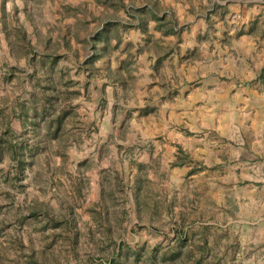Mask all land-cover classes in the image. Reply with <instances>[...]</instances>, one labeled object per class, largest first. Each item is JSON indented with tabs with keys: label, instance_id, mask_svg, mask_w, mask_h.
Returning <instances> with one entry per match:
<instances>
[{
	"label": "rangeland",
	"instance_id": "1",
	"mask_svg": "<svg viewBox=\"0 0 264 264\" xmlns=\"http://www.w3.org/2000/svg\"><path fill=\"white\" fill-rule=\"evenodd\" d=\"M106 3L7 0L2 9L0 0V108L36 91L42 66L50 69L42 55L56 57L54 84L71 81L77 92L61 136L42 140L21 181L8 156L0 162V264H102L116 243L141 252L140 264H172L163 256L175 250L173 264L200 255V264H264L252 259L253 233L241 222L257 204L245 198L251 182L232 183L193 159L199 113L194 122L171 108L162 117L161 102L140 99L138 74L126 73L134 54L124 51L135 52L130 36L148 25L123 23L121 6ZM11 126L21 130L17 120ZM178 146L187 160L175 166ZM191 166L203 169L187 175Z\"/></svg>",
	"mask_w": 264,
	"mask_h": 264
},
{
	"label": "crops",
	"instance_id": "2",
	"mask_svg": "<svg viewBox=\"0 0 264 264\" xmlns=\"http://www.w3.org/2000/svg\"><path fill=\"white\" fill-rule=\"evenodd\" d=\"M106 5L121 6L123 23L148 25V31L130 36L135 52L124 51L134 54L126 73L138 74L140 99L161 102L162 117L171 108L170 115L178 112L194 122L199 113L198 132L189 140L197 141L191 145L193 159L221 168L232 183L251 182L245 198L257 204L241 222L253 233L252 259L264 263V79H257L264 70V26L253 29L264 24V0H107ZM160 22L168 25L156 26ZM173 22L183 29L168 32Z\"/></svg>",
	"mask_w": 264,
	"mask_h": 264
},
{
	"label": "trees",
	"instance_id": "3",
	"mask_svg": "<svg viewBox=\"0 0 264 264\" xmlns=\"http://www.w3.org/2000/svg\"><path fill=\"white\" fill-rule=\"evenodd\" d=\"M6 1L2 0V9H5ZM156 20H164V15L157 16ZM162 23L165 24V22ZM140 24L138 20V25ZM176 29L180 30L177 28L176 23L173 22V27L168 32H175ZM95 37L93 41H96L97 38ZM96 55L95 53L93 54V56ZM42 56L43 63L46 64L48 62L50 69L46 70L47 67L45 65L42 66L45 75L42 76V80H37L39 84L37 85L38 88L36 91L30 93L27 99L18 101L10 106L7 111L0 108V162L5 156L9 157V164L16 170L12 176L15 175L17 181H21L24 177L25 170L31 165L36 154L42 151L44 147L41 144L42 140L44 138L57 140L61 136L63 122L72 110V106L69 107L66 102L71 100L70 97L77 95V92L70 88L71 81L68 82L69 84L63 83L65 87L62 90L54 84L52 75L49 72L51 71L52 65L56 63V57L52 55ZM88 63H90L89 60L86 61V64ZM257 79H264L263 69ZM147 111L148 109H144L141 112L145 113ZM13 120H17L20 123L21 130L19 132L12 128L11 122ZM41 124L46 128V136L40 135L39 130L42 126ZM186 160L187 156L178 146L176 161L173 164L180 166ZM202 169L203 166H191L186 174L193 175ZM3 179L5 181L9 180L8 176H4ZM183 239V236H181L180 240L184 241ZM203 249L205 250L204 246ZM181 253V250H175L168 256L169 258H165L164 255L163 259L174 262ZM140 256L141 252L138 250L132 251L128 247H123L120 243H116L110 257L107 258V262L104 261L102 264H140ZM202 258L203 256L200 255L194 264H200ZM84 264H93V261L90 260V262Z\"/></svg>",
	"mask_w": 264,
	"mask_h": 264
}]
</instances>
